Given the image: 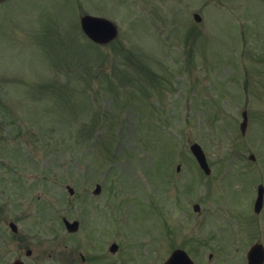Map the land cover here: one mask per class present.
<instances>
[{"label":"rangeland","instance_id":"1","mask_svg":"<svg viewBox=\"0 0 264 264\" xmlns=\"http://www.w3.org/2000/svg\"><path fill=\"white\" fill-rule=\"evenodd\" d=\"M86 13L114 20L117 37L92 44L80 27ZM192 143L209 149V177ZM172 164L167 189L162 172ZM256 183L264 184V0L0 6V264H69L83 243L81 261L89 239L120 243L119 257L100 264H162L177 248L195 264H248L250 247L264 244ZM78 216L91 233H67L63 217Z\"/></svg>","mask_w":264,"mask_h":264},{"label":"water","instance_id":"2","mask_svg":"<svg viewBox=\"0 0 264 264\" xmlns=\"http://www.w3.org/2000/svg\"><path fill=\"white\" fill-rule=\"evenodd\" d=\"M4 0H0V3ZM197 21H201L199 15H195ZM82 27L85 33L94 41L98 43H106L111 41L117 35L116 27L110 21L105 19H98L93 17H84L82 19ZM248 122L247 113H244V123L242 125L243 130L246 128ZM195 156L197 157L200 165L205 169L206 172H209L208 166L206 164L205 157L203 156L201 150L197 145L192 147ZM13 230L16 231V226L11 224ZM70 228V226H69ZM264 263V249L261 245H256L252 248L249 254V264H263ZM16 264H22L17 262ZM167 264H193L190 258L186 254H175L173 259L170 260Z\"/></svg>","mask_w":264,"mask_h":264},{"label":"flooded vegetation","instance_id":"3","mask_svg":"<svg viewBox=\"0 0 264 264\" xmlns=\"http://www.w3.org/2000/svg\"><path fill=\"white\" fill-rule=\"evenodd\" d=\"M263 209L264 207L261 209V211L258 213L259 215L263 212ZM112 258H115V257H119V253H114V254H111L110 255ZM110 256H107V255H104V256H96L94 259L92 260H89L85 255L81 254L80 257H81V261H79L77 259V256H76V252L73 253L72 252V258H71V262L70 264H100V260H107L109 258H111ZM119 263L117 264H121V262L123 261L122 260H119Z\"/></svg>","mask_w":264,"mask_h":264}]
</instances>
